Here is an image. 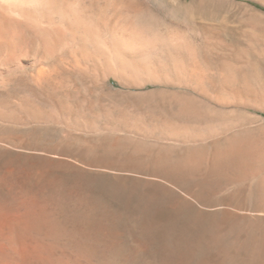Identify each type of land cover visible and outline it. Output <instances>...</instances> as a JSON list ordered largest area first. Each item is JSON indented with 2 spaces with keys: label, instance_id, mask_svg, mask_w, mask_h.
Masks as SVG:
<instances>
[{
  "label": "rangeland",
  "instance_id": "obj_1",
  "mask_svg": "<svg viewBox=\"0 0 264 264\" xmlns=\"http://www.w3.org/2000/svg\"><path fill=\"white\" fill-rule=\"evenodd\" d=\"M98 2L0 58V264H264V0Z\"/></svg>",
  "mask_w": 264,
  "mask_h": 264
},
{
  "label": "bare ground",
  "instance_id": "obj_2",
  "mask_svg": "<svg viewBox=\"0 0 264 264\" xmlns=\"http://www.w3.org/2000/svg\"><path fill=\"white\" fill-rule=\"evenodd\" d=\"M99 10L98 0H90L88 10H85L84 0H0V58L7 51L14 50L16 42L19 41L22 33L24 35L25 31L26 33L34 31L39 33V36L34 33V37L36 36L38 39L42 36L39 39L43 38L44 42L41 40L43 44H48L51 47L57 45L68 34V36H72V34L70 35L72 32L82 40L88 36L94 42L92 39L95 37L100 23ZM88 31L89 33H87ZM31 37L33 39V36ZM86 42L88 43V41ZM32 44L34 45V43ZM127 46L129 47V45ZM46 48L48 49L47 45ZM41 59L40 62H42Z\"/></svg>",
  "mask_w": 264,
  "mask_h": 264
}]
</instances>
